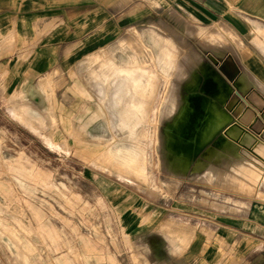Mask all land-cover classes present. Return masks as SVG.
<instances>
[{
	"label": "rangeland",
	"instance_id": "1",
	"mask_svg": "<svg viewBox=\"0 0 264 264\" xmlns=\"http://www.w3.org/2000/svg\"><path fill=\"white\" fill-rule=\"evenodd\" d=\"M157 11L159 15L153 20L150 17V22L143 18L125 25L105 46L69 57L68 65L61 58L55 72L41 74L30 71L33 56L18 53L13 23L1 22L0 264H170V260L179 264L190 243L177 245L180 221L225 223L222 219L229 213L237 220H251L243 215L263 198L260 191L264 193V186L259 182L264 169L250 165L264 164L242 150L244 159L232 158L238 161L236 168L214 162L209 144L181 172L169 164L165 127L184 101L186 82L209 64L220 71L227 69L228 79L238 70L250 82L243 95L231 81L223 107L233 122L255 134L258 145L264 146V86L246 71L235 49L264 78V66L248 50L249 46L264 63L261 49L252 39L255 34L247 30L238 35L232 32V36L216 25L191 34L177 8L166 17L167 10ZM126 55H134L137 65L155 75L152 93L139 97L144 102L141 112L131 115L138 116L132 127L120 128L124 107L113 105L120 118L117 129L107 126L106 118L112 120V116L106 111L84 137L71 133L74 125L79 127L84 108H98L91 74L110 103L115 85L106 92L100 79L101 64ZM59 66L69 71L61 72ZM104 71L113 75L111 69ZM42 77L49 79L50 86H40ZM31 90L34 96L29 94ZM40 90L52 94V122L46 117L48 107ZM190 101L193 105L195 101L201 118L209 115L210 101L203 96ZM111 134L114 136L109 138ZM98 137L102 148L109 138L103 159L115 169L96 165L94 156L102 148L93 152L91 145ZM167 218L173 219L172 236L161 225ZM215 246L221 259L238 260L236 249L227 248L222 239Z\"/></svg>",
	"mask_w": 264,
	"mask_h": 264
},
{
	"label": "crops",
	"instance_id": "2",
	"mask_svg": "<svg viewBox=\"0 0 264 264\" xmlns=\"http://www.w3.org/2000/svg\"><path fill=\"white\" fill-rule=\"evenodd\" d=\"M173 7L178 9L187 33L197 34L200 31L199 28L203 30V28H208L205 26L210 25L212 27L216 25L220 30L232 36H234L232 32L238 35L251 30L255 34L252 37L253 42L261 49L262 53L260 55L264 56V0H3V5L0 6V10H3L0 16V24L2 21L4 25L13 23L16 31L15 40L17 41L18 53L21 56H33L30 71L41 74L55 72L56 62L61 58H65L68 65L69 57L76 56L79 52L87 55L95 50L97 46L100 48L105 46L109 40L116 39L123 32L125 25L137 24L143 18H148L150 22V17L153 20L156 15H159L157 10H167L163 13L165 17L166 14L171 15ZM144 8H147L148 11L140 13ZM128 41L133 42L132 39ZM132 42H129L130 46H132ZM235 49L242 58L246 71L254 74L258 82L264 86V78L258 75L249 63L245 62L244 56H242L244 54L239 53L237 48ZM248 50L264 66L260 57L249 46ZM126 56L107 59L101 64L100 79L107 87L106 92H108L112 81L115 79L116 87L112 92L110 103L106 101L107 99L100 92L101 83L91 74V82L95 87L99 100L98 108H84L81 116L78 117L79 127L74 125L71 133L75 132L76 136L84 137L87 128L97 119L105 117L106 111L112 116V120L106 118L107 126L117 129V121L120 118L113 105L117 107L114 100L118 96L117 91L120 87L122 89L125 87V99L132 98V101L126 102L131 107L126 113H121L119 126L120 128L132 127V122L138 116L132 117L131 115L133 112L137 114L141 112L144 102L139 97L143 99L146 94L152 93L155 75L146 67L137 65L134 55ZM58 69L61 72L69 71L64 66H59ZM105 69L113 70V75L106 73ZM208 69L217 73L230 89L229 83L232 81L233 85L243 95H246L251 87L250 82L241 76L238 70H235V75L230 77L231 80L228 79V73L230 72L227 69L220 71L218 67L209 66L208 64H204L200 68V72L195 74H201L204 78L203 72L208 71ZM202 78L200 77L197 84L192 87L189 85V79L185 86L187 93L188 89L197 92ZM39 82L43 88L50 86L47 77H42ZM38 93L45 100V106L48 107L46 117L52 122L55 118L52 113L55 104L51 100L52 94L50 92L44 93L43 90L38 91ZM29 94L34 96V91H29ZM122 96L121 98L124 99ZM202 96L205 100L212 101L217 106L221 105L224 109L223 105L228 100L230 93L224 96L222 101L215 95L208 97L204 94ZM186 98L187 96L184 101ZM225 130L222 134L227 138L225 148L215 146L211 141L200 151L202 152L209 144H212L213 147L211 146L212 149L209 153L210 159L214 162L229 163L230 157L238 158L241 161L240 151L242 150L259 162L260 165L264 164V146L258 145L259 139L255 134L246 129L247 133L243 137L244 144L239 145L231 141L232 139L226 134L231 128L226 132ZM261 130H264V127H261ZM236 135L237 132L233 134V136ZM113 136L114 134H111L109 138ZM109 138L102 148L99 143L100 137H98V142L93 143L91 148L93 152H98L97 149L102 148L98 152L99 154L94 156L97 166L102 168L109 166L115 169L113 163H108L103 159V154L108 152ZM253 138H256V141ZM83 143L90 144L86 141H83ZM222 149H225L226 152H222ZM97 157H101L98 162ZM202 163L204 162L202 161ZM250 167L264 169V165L261 167L250 165ZM259 185L264 186V177ZM260 193L263 198L254 203L249 211L244 212L243 216L250 217V221L246 219L237 220L235 215L230 213L226 219H222L225 223L180 221L182 228L178 235L179 242L177 245L180 248V242L190 243L184 255L180 257L179 264H264V202H262L264 201V193L262 191ZM150 216L153 217L152 213ZM199 218L204 219L203 217ZM172 223V218L164 219L161 223L164 226L163 230L171 236ZM221 239L222 242L227 244V248L233 246V249H236L238 260L221 259V252L215 246V243L220 246ZM169 263L172 264V260Z\"/></svg>",
	"mask_w": 264,
	"mask_h": 264
},
{
	"label": "bare ground",
	"instance_id": "3",
	"mask_svg": "<svg viewBox=\"0 0 264 264\" xmlns=\"http://www.w3.org/2000/svg\"><path fill=\"white\" fill-rule=\"evenodd\" d=\"M203 74L204 78H202L201 74H194L189 80L190 87L195 86L201 77L203 79V92H205V94L211 95L212 97L218 91L216 97L222 101L223 97L231 92V89L224 83L223 79L217 73L211 72L210 69H208V71H204ZM112 84L115 85V79L112 81ZM117 95L118 96L115 97L114 100L116 101L115 105H123L124 108L122 113H126V111L130 109V105L126 104V102H131L132 98L125 99V87L124 89L120 87L117 91ZM121 96L124 97V99L121 98ZM197 96L200 97L201 95H191L189 98L195 100V97ZM189 98L183 101L182 105L178 107L172 122L165 127V148L169 164L171 168L181 172L186 171L188 165L201 152L200 150L211 141L215 146L225 148L227 138L222 135L223 130L231 128L226 134L232 139L231 141L239 145L244 144L243 137L244 134L247 133L244 126H241L237 122H233L227 111L223 109L221 105L217 106L213 104L212 101H210L209 115L205 118H201L199 108L194 106L195 101H193V105ZM235 132H237V135L233 136ZM254 141H256V138ZM130 157L131 156H129V158ZM229 160L230 161L227 164L235 166L236 168L238 161H235L231 157ZM208 167L211 169L213 168L211 166ZM261 181H263V178H261L260 182Z\"/></svg>",
	"mask_w": 264,
	"mask_h": 264
},
{
	"label": "flooded vegetation",
	"instance_id": "4",
	"mask_svg": "<svg viewBox=\"0 0 264 264\" xmlns=\"http://www.w3.org/2000/svg\"><path fill=\"white\" fill-rule=\"evenodd\" d=\"M200 89H201V91H200ZM203 91H204V89H203V79H201V81H200V85H199V90L197 91V92H194V90H191V89H188V93L186 94V96H187V98L186 99H188L191 95L192 96H195V95H203L202 93H203ZM185 96V97H186ZM205 96H208V97H210L211 95H205Z\"/></svg>",
	"mask_w": 264,
	"mask_h": 264
}]
</instances>
